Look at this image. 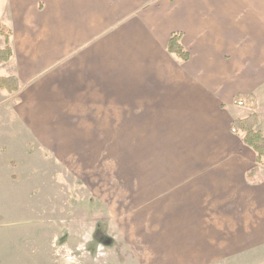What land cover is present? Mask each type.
<instances>
[{
    "label": "crops",
    "instance_id": "obj_1",
    "mask_svg": "<svg viewBox=\"0 0 264 264\" xmlns=\"http://www.w3.org/2000/svg\"><path fill=\"white\" fill-rule=\"evenodd\" d=\"M2 5L11 57L1 66L12 87L0 100H16L33 147L101 170L126 248L193 241L208 259V242L264 217V167L232 130L250 114L264 121V0ZM173 34L186 62L167 51Z\"/></svg>",
    "mask_w": 264,
    "mask_h": 264
},
{
    "label": "rangeland",
    "instance_id": "obj_2",
    "mask_svg": "<svg viewBox=\"0 0 264 264\" xmlns=\"http://www.w3.org/2000/svg\"><path fill=\"white\" fill-rule=\"evenodd\" d=\"M2 20L0 59L8 48L11 52L5 42L10 31ZM3 64L0 79L9 80L11 88ZM15 104L0 100V264H137L142 257L176 264H264V217L256 216L244 218V233H224L218 243L208 242L216 246L208 259H198V250L190 248L193 241H181L179 249L126 248L116 227L119 211L109 207L116 199L114 187L100 183L101 170L59 162L33 147L17 122ZM260 124L257 129L264 132V121ZM103 174L115 176L113 170Z\"/></svg>",
    "mask_w": 264,
    "mask_h": 264
},
{
    "label": "trees",
    "instance_id": "obj_3",
    "mask_svg": "<svg viewBox=\"0 0 264 264\" xmlns=\"http://www.w3.org/2000/svg\"><path fill=\"white\" fill-rule=\"evenodd\" d=\"M5 42L6 45H8L7 39ZM167 51L181 62H186L188 60V54L180 44L179 34H173L170 37L167 44ZM10 56L11 52L8 48V50H6V57L0 59V63H6ZM8 82L9 80L5 82L0 79V90H4L3 88L6 86V89L10 92ZM258 125L259 121L257 116L255 114H250L243 120L234 121L232 123V130L233 133L240 135L242 144L254 153L256 165L258 167H264V132L257 129ZM258 167H256L251 174H255L258 171Z\"/></svg>",
    "mask_w": 264,
    "mask_h": 264
}]
</instances>
